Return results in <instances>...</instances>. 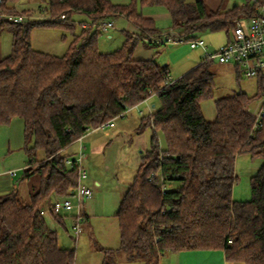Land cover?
Listing matches in <instances>:
<instances>
[{"label": "trees", "instance_id": "16d2710c", "mask_svg": "<svg viewBox=\"0 0 264 264\" xmlns=\"http://www.w3.org/2000/svg\"><path fill=\"white\" fill-rule=\"evenodd\" d=\"M15 1L0 0V11L12 13ZM46 1L43 12L65 18L27 23L0 19V28L7 27L13 35L10 54L0 58V124L15 116L24 120L28 164L21 180L30 185L28 200L17 188L0 194V264H75L76 250L59 242L57 225H65L64 216L52 214L53 223L40 214L44 204L71 194L77 185V166L66 163L72 153L64 151L90 128L153 94L161 105L142 116L138 127L152 128L150 147L142 153L116 212L117 249L145 264H160L166 251L191 249H222L228 261L264 264V163L251 178V199L233 197L237 156L247 152L264 158V116L257 123L250 109L251 103H259L264 79L258 77L255 95L239 91L217 99L216 117L208 120L200 101L214 93L213 61H202L166 84L167 64L155 56H134L140 41L166 43L159 41L155 21L143 14L136 0ZM257 2L264 5V0ZM140 4L164 7L178 41L197 37L204 29L229 31L240 13L256 11V4L249 3L208 10L202 0ZM75 13L84 15L79 23L87 28L64 55L32 47V26L58 25L74 31ZM116 17L126 18L138 32L127 33L119 48L102 52L99 29L93 24ZM104 250L111 257L113 250ZM110 257L103 264H109Z\"/></svg>", "mask_w": 264, "mask_h": 264}, {"label": "rangeland", "instance_id": "374dc122", "mask_svg": "<svg viewBox=\"0 0 264 264\" xmlns=\"http://www.w3.org/2000/svg\"><path fill=\"white\" fill-rule=\"evenodd\" d=\"M116 3H129L134 0H112ZM144 15L151 17L158 29L161 38H166L174 32L171 15L167 10L159 5L140 4L136 0ZM208 10L229 9L233 3L245 5L252 0H202ZM189 4H194L197 0H186ZM13 13H25L31 16L30 21L48 19L53 21L58 18L43 12L47 7L46 0H17L14 2ZM59 17V16H58ZM84 18L83 14L75 13L76 22L74 31L58 25H34L30 31L31 45L34 49L54 55H64L70 45L74 42L75 36L82 32L83 27L79 20ZM60 20V19H59ZM114 26L107 31L99 30L97 42L99 50L111 52L124 44L126 34L131 33L133 24L124 17L111 19ZM247 19L242 22L247 27ZM27 23V22H25ZM29 23V22H28ZM132 26H131V25ZM87 28V27H86ZM95 27H93L94 29ZM136 31V29H134ZM197 37L203 39L208 46V50H215L221 44L232 37V29L211 31L204 29L196 33ZM12 32L7 28H0V58L10 54L12 48ZM78 42V41H77ZM80 42V41H79ZM144 45V46H143ZM145 47L144 51H151L156 58L162 60L164 64H169L171 77L176 80L189 70L203 61L204 49L201 47L192 48L188 41L167 42L165 44L148 45L140 41L135 50ZM143 49V48H142ZM136 52H134V55ZM157 58V59H158ZM213 73L215 89L213 96L200 101L202 112L208 120L216 117V100L230 96L239 91H244L249 95H255L260 89L258 77H248L240 73V69L234 62L221 63L213 61L210 65ZM161 103L156 94L151 95L137 105L128 110L124 116L114 119L115 126H105L87 131V136L83 138L86 158L84 166L90 177L99 180L100 185L94 188V214L82 222V231L78 238L73 234L72 225L74 223V212H63L65 225H57L59 242L61 246L72 247L76 250L75 264H103L110 257L102 247L117 249L120 246L119 222L116 216L123 192L128 183L132 182L138 168L142 153L150 147L152 128L146 127L144 130L137 129L138 122L142 116L148 115L160 107ZM258 100L251 103L250 109L257 108ZM139 120V121H138ZM8 127V126H7ZM7 127L0 128V194L6 193V183L17 185L20 195L28 200L27 194L29 183L23 181V169L28 164V156L24 150V126L20 129L22 145L17 146L15 140L11 138L9 144L8 137L15 133V129ZM160 146L165 147L163 136L160 132ZM89 134V135H88ZM94 136V137H93ZM92 137V138H90ZM33 144V142H31ZM95 146L97 150H93ZM78 143H72L64 153L71 154L74 158L78 150ZM264 163V158L253 157L250 153L239 154L235 162L236 180L233 186V197L236 200L246 201L251 199V178L257 174ZM9 169L16 170L17 176L13 179L6 173ZM89 180V179H88ZM31 184V183H30ZM48 219H54L50 214L45 215ZM54 223V220L52 221ZM138 257V256H137ZM135 262H117L109 264H145L140 257L135 258ZM230 264H246L243 262L230 261Z\"/></svg>", "mask_w": 264, "mask_h": 264}, {"label": "built area", "instance_id": "2783aa9c", "mask_svg": "<svg viewBox=\"0 0 264 264\" xmlns=\"http://www.w3.org/2000/svg\"><path fill=\"white\" fill-rule=\"evenodd\" d=\"M249 4L258 3L257 0L247 2ZM255 13L247 14L245 12L240 13L236 18V24L232 28V37L225 43L221 44L215 50H208V46L205 41L199 37L190 38L188 43L192 48L201 47L204 49L203 61H218L221 63L234 62L240 69L241 74L248 77H262L264 79V5L256 4ZM65 15L62 14L58 19H64ZM0 19H7L16 23H25L31 20V16L25 13H7L0 11ZM247 19V27L243 24L242 20ZM93 26L99 30L107 31L114 26L111 19H104L98 23H94ZM83 27H87L86 24ZM172 32L166 38H159V41L164 42H178L172 35ZM174 79L169 76L166 80V84H170ZM146 98L145 100H147ZM144 101V100H143ZM264 102V88L259 99L257 108L251 110L252 114L256 118L257 123L264 116V106L261 104ZM129 107L125 112L119 114L124 116L125 113L130 110ZM155 109H153L154 111ZM115 119V118H114ZM114 119L101 124L97 128L114 125ZM95 128H90L93 130ZM88 130V131H89ZM85 134L78 137L75 142L78 143L77 155L74 158L68 157L66 163L69 165L76 164L78 169V182L74 187L71 194L65 197H56L50 203L44 204L40 208L41 215H52L54 213L74 212L72 225V231L76 239L82 231V222L85 219V202L92 198L94 193V186L86 182L89 177L88 171L84 166V160L86 158L85 145L83 138ZM12 175L17 174L15 170H11Z\"/></svg>", "mask_w": 264, "mask_h": 264}, {"label": "crops", "instance_id": "0c3cea01", "mask_svg": "<svg viewBox=\"0 0 264 264\" xmlns=\"http://www.w3.org/2000/svg\"><path fill=\"white\" fill-rule=\"evenodd\" d=\"M134 29H136V31ZM137 32H138V29L135 26H133V30L131 31V33H137ZM160 34H161V32L159 33V35ZM144 50H145V47L141 46L139 49L135 50L136 54L134 56L136 58H144V59H150L154 56L156 57V55L154 53L153 54L150 53L151 51H148V50L144 51ZM158 60H159V58H158ZM159 61L162 64H164V62L162 60H159ZM167 65L170 69V66L168 63H167ZM240 74H241V72H240ZM170 76H171V69H170ZM140 121H141V119H140ZM140 121L138 122L137 129L140 125ZM23 126H24V120H23V118H21L19 116L13 117L11 122L8 124H0V128L7 127L8 129H11V130L13 128L15 129V133H13V130H12V133L9 135L8 141L10 144L12 141L11 138H13L15 140V143L18 144L17 146L22 145V143H23V140H21L20 133H19L20 129L21 128L23 129ZM112 126H115V123ZM95 129H93V130H95ZM86 136H87V134H85L84 137H86ZM90 138H92V137H90ZM92 149L97 150V148L95 146H93ZM72 153H74V152H72ZM10 171H11V169H9L6 173L9 175V177L11 179H13L15 176H17V174L12 175L10 173ZM88 179L86 180V182L90 185H93L94 188H97L100 185V182L98 179L90 177V175H89ZM22 183H23V181L21 180V184ZM131 183L132 182L128 183V185L125 188V192ZM4 184H6L5 189L8 191L13 189V188H17V185L14 183H10L9 179ZM125 192H123V193L125 194ZM28 196H29V190H28L27 197ZM94 203H95V198H94V193H93L92 198L85 202V219L89 218V216L91 214L95 213ZM49 221H53V219L52 220L49 219ZM102 248L103 249H112L111 247H102ZM112 250H113V254L111 255V263H117L118 261L119 262H122V261L135 262L134 260H136V259H134V260L130 259L129 254L124 250H119V249H112ZM160 264H230V261H228L226 259L225 252L222 249H191V250H181V251H166L160 257Z\"/></svg>", "mask_w": 264, "mask_h": 264}, {"label": "water", "instance_id": "95a60500", "mask_svg": "<svg viewBox=\"0 0 264 264\" xmlns=\"http://www.w3.org/2000/svg\"><path fill=\"white\" fill-rule=\"evenodd\" d=\"M236 3L234 2L233 5H235Z\"/></svg>", "mask_w": 264, "mask_h": 264}]
</instances>
